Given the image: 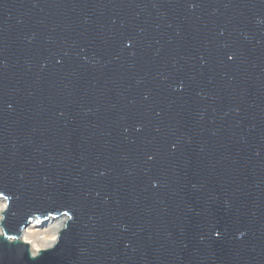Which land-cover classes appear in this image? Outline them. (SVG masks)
<instances>
[{
    "label": "water",
    "instance_id": "95a60500",
    "mask_svg": "<svg viewBox=\"0 0 264 264\" xmlns=\"http://www.w3.org/2000/svg\"><path fill=\"white\" fill-rule=\"evenodd\" d=\"M0 190V264H264V0H0Z\"/></svg>",
    "mask_w": 264,
    "mask_h": 264
},
{
    "label": "bare ground",
    "instance_id": "6f19581e",
    "mask_svg": "<svg viewBox=\"0 0 264 264\" xmlns=\"http://www.w3.org/2000/svg\"><path fill=\"white\" fill-rule=\"evenodd\" d=\"M7 207V202L4 198L0 197V212L4 211ZM3 217V214L0 213V222L1 219ZM67 221V216L66 215H61L58 217H51L48 220H37V218H34L31 223L23 230L22 233V238L24 236H27L29 238V236L32 238L37 236V231L40 228H45L47 227L48 230L51 231V234L49 236H44L41 239L38 240H29L27 242H29L30 244H34V248H33V253H37L39 250L47 248L52 246L58 239V234L59 232L63 229V227L65 226V223ZM1 226H0V231H1ZM55 236L56 239L53 240L52 237ZM23 240V239H22ZM32 250V249H31Z\"/></svg>",
    "mask_w": 264,
    "mask_h": 264
},
{
    "label": "rangeland",
    "instance_id": "374dc122",
    "mask_svg": "<svg viewBox=\"0 0 264 264\" xmlns=\"http://www.w3.org/2000/svg\"><path fill=\"white\" fill-rule=\"evenodd\" d=\"M39 227V230L37 231V236L36 237H30L29 236V240H38V239H41L42 237H44L45 235L46 236H49L50 234H51V231L50 230H48V228L47 227H45V228H40V226H38ZM38 238V239H37ZM31 245V249H32V251H33V248H34V244H30Z\"/></svg>",
    "mask_w": 264,
    "mask_h": 264
},
{
    "label": "snow or ice",
    "instance_id": "6c2138e0",
    "mask_svg": "<svg viewBox=\"0 0 264 264\" xmlns=\"http://www.w3.org/2000/svg\"><path fill=\"white\" fill-rule=\"evenodd\" d=\"M4 194H5V192L3 190H0V197H4ZM4 198L7 199V197H4ZM3 236H7L11 240H17L18 239V237H16V236H9L7 234V232H5Z\"/></svg>",
    "mask_w": 264,
    "mask_h": 264
},
{
    "label": "clouds",
    "instance_id": "9594fccd",
    "mask_svg": "<svg viewBox=\"0 0 264 264\" xmlns=\"http://www.w3.org/2000/svg\"><path fill=\"white\" fill-rule=\"evenodd\" d=\"M243 234H244V233H240V235H241V236H242ZM216 235H217V236H219V235H220L219 231H217ZM22 239H23L25 242H27V241H28V237H27V236H24ZM52 239H53V240H55V239H56V237H55V236H53V237H52ZM31 255L34 257V256H35V253H32V252H31Z\"/></svg>",
    "mask_w": 264,
    "mask_h": 264
}]
</instances>
